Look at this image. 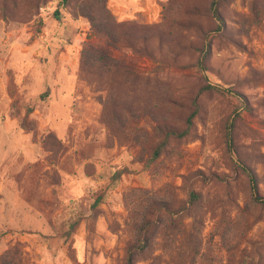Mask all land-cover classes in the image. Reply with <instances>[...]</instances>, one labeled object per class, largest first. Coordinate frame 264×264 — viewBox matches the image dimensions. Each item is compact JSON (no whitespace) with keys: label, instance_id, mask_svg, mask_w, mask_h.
Segmentation results:
<instances>
[{"label":"rangeland","instance_id":"1","mask_svg":"<svg viewBox=\"0 0 264 264\" xmlns=\"http://www.w3.org/2000/svg\"><path fill=\"white\" fill-rule=\"evenodd\" d=\"M210 2L0 0V264H125L145 221L133 264H264V205L225 137L234 119L264 195V0H218L219 24ZM108 17L126 23L114 43ZM84 44L104 58L90 64ZM198 60L208 79L183 68ZM209 82L245 104L200 92ZM193 102L189 133L146 166L153 127L183 128ZM190 191L200 200L186 211L153 207L175 209Z\"/></svg>","mask_w":264,"mask_h":264},{"label":"trees","instance_id":"2","mask_svg":"<svg viewBox=\"0 0 264 264\" xmlns=\"http://www.w3.org/2000/svg\"><path fill=\"white\" fill-rule=\"evenodd\" d=\"M68 1L69 0H63V3L66 4ZM209 9L211 10L212 17L214 18L216 23L219 24V22H221V16H220L219 10H218V0H211ZM106 20L109 22L108 26H107L108 30H104V32H103L104 35L103 34L102 35L106 39L107 42H110V43L113 42L114 43L113 31H119L120 32L123 29V27L126 25V23L114 22V21L111 22L109 17ZM129 25L134 26V24H129ZM91 27L94 30L93 31L94 35L97 34V36H99L101 34L102 31L99 29L98 25L91 23ZM125 34H126V36L131 37L133 42L137 41V40L132 38V36H133L132 32L128 27L125 28ZM101 51H102L101 47L98 48V47H93L90 44H84V46L82 47V55H83L82 57L85 60H89L90 64H93L94 62L100 61V59L104 58L103 57L104 55L102 53L103 51L102 52ZM183 68H193L197 71L203 72V76L208 79V77L205 73L206 66H205L204 60H198V61H195L192 63H188ZM128 72L131 74L135 73V71L130 69V68L128 69ZM203 91H205V92H209V91L222 92V91H224V92H227L229 94L236 96L240 101H243L242 105L245 104L244 100H242V98H243L242 95L237 91H233L232 88H230V87H224V86H220L216 83L209 82V83L201 86L200 92H203ZM198 109H199L198 104L193 102V105H192V108H191L189 114L184 117V120H183L184 127L181 129H179V128L171 125V124H167V123H163V124L156 125L153 127V130H154L156 136L158 137V140L153 145V147L151 149V154H150V157L147 158L146 166H148V164L154 162V160H156L160 156V154L165 150V148L167 147L168 143L171 140L182 139L189 133L192 122L198 113ZM235 116H236V118H238L239 115L236 114ZM233 129H234V119H232L231 121H226V123H225V137H226L227 145L230 147V149H231L230 151L237 156V160H238L239 164H237L236 167L247 178V181L249 184V192H250L251 200L256 204L264 205V195H260L257 191L256 178L253 175L251 169L247 166V164L243 162V160L240 156V153H239L238 149L236 148V145H235L234 140H233ZM120 174H121L120 171H116L114 173L113 178H117V176H119ZM214 178L219 179V177L215 176V175H210L207 178L204 176H200V179L203 183L206 180H212ZM100 199H101V196H98L94 203L99 202ZM199 200H200V193L196 192V191H190L187 199L175 209L171 208L169 205H167L166 203H163V202H155V203H153V207L157 211H164V212L170 213V214H178L180 212L186 211L190 207L195 206L199 202ZM78 222H79V220L77 219L74 222L70 223L68 225V227L65 229V231L62 233L63 236L68 238L73 233L74 228L76 227ZM148 228H149L148 221L143 222L139 226L138 234H137L135 242L132 243L127 249V258H126L125 264H133L134 254L138 251L143 250L147 246V244H148ZM239 264H261V263L259 261L253 262L252 259L248 262L246 260V257H245V259H241Z\"/></svg>","mask_w":264,"mask_h":264}]
</instances>
